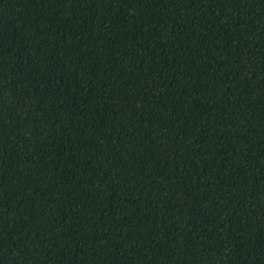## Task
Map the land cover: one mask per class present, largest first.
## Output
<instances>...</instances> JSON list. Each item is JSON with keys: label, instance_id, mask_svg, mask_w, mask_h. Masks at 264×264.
I'll return each instance as SVG.
<instances>
[{"label": "trees", "instance_id": "obj_1", "mask_svg": "<svg viewBox=\"0 0 264 264\" xmlns=\"http://www.w3.org/2000/svg\"><path fill=\"white\" fill-rule=\"evenodd\" d=\"M0 264H264V0H0Z\"/></svg>", "mask_w": 264, "mask_h": 264}]
</instances>
